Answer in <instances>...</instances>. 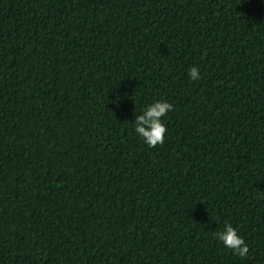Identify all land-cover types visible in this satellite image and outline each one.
<instances>
[{
  "label": "trees",
  "instance_id": "1",
  "mask_svg": "<svg viewBox=\"0 0 264 264\" xmlns=\"http://www.w3.org/2000/svg\"><path fill=\"white\" fill-rule=\"evenodd\" d=\"M0 264H264V0H0Z\"/></svg>",
  "mask_w": 264,
  "mask_h": 264
},
{
  "label": "clouds",
  "instance_id": "2",
  "mask_svg": "<svg viewBox=\"0 0 264 264\" xmlns=\"http://www.w3.org/2000/svg\"><path fill=\"white\" fill-rule=\"evenodd\" d=\"M190 79H197L199 69L192 66L188 69ZM172 104L166 99H153L142 105L134 115V131L149 147L163 143L165 139L166 125L161 119L166 112L172 110ZM214 237L222 242L227 249H231L239 257L244 258L248 254V244L238 234L237 228L229 221H224L219 230L213 233Z\"/></svg>",
  "mask_w": 264,
  "mask_h": 264
}]
</instances>
